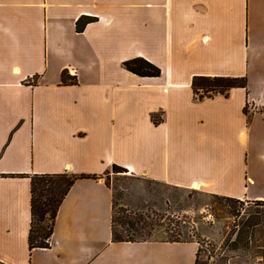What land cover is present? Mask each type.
Returning <instances> with one entry per match:
<instances>
[{"label": "crops", "instance_id": "0c3cea01", "mask_svg": "<svg viewBox=\"0 0 264 264\" xmlns=\"http://www.w3.org/2000/svg\"><path fill=\"white\" fill-rule=\"evenodd\" d=\"M82 16L94 20L77 31ZM134 57L160 74L129 72ZM263 63L264 0H0V264H194V240L113 241L102 176L116 164L264 200L263 171L248 163ZM196 75L247 83L200 99ZM62 172L97 177L74 181L48 246L30 249V176Z\"/></svg>", "mask_w": 264, "mask_h": 264}, {"label": "rangeland", "instance_id": "374dc122", "mask_svg": "<svg viewBox=\"0 0 264 264\" xmlns=\"http://www.w3.org/2000/svg\"><path fill=\"white\" fill-rule=\"evenodd\" d=\"M252 75L254 77L256 73ZM256 84L252 80L253 90ZM261 131L263 136H259ZM263 154L264 122L258 130L254 127L251 132L250 171L258 167L264 174ZM126 171L113 172L110 168L102 178L112 189L116 219L141 214L150 224L141 229L139 238L194 240L200 248L198 264H264V204L251 199L229 201L199 188L165 185ZM250 190H254L253 186ZM249 214L259 221L253 226L251 242L247 247L234 248L230 242L238 230L237 224L245 221ZM115 228L124 236H138L118 223Z\"/></svg>", "mask_w": 264, "mask_h": 264}, {"label": "trees", "instance_id": "16d2710c", "mask_svg": "<svg viewBox=\"0 0 264 264\" xmlns=\"http://www.w3.org/2000/svg\"><path fill=\"white\" fill-rule=\"evenodd\" d=\"M94 20L90 16H82L76 21V30L82 31L85 25ZM126 70L140 77H156L160 74V69L142 57H134L123 62ZM62 82H67L65 71L61 73ZM247 78L245 76H193L191 86L194 94L198 98L211 97L214 94H227L233 87H245ZM245 111V109H244ZM157 121L156 117L153 118ZM113 172H124L125 168L113 164ZM127 173V171L125 172ZM95 175H75L72 173H42L30 176V225L28 231L29 248H44L48 246V239L52 234L54 218L58 207L68 192L71 185L78 178H96ZM226 200L233 201L236 198L222 196ZM238 200V199H236ZM256 203L264 204V201L256 200ZM114 213V212H113ZM112 213L111 236L113 241H141L147 240L139 238L141 229L147 227L144 217L141 214L125 215L116 219ZM116 223L120 224L124 230L138 234L137 237L124 236L122 232L116 230ZM259 221L249 214L245 221L238 222L235 237L231 244L235 247H247L253 237V226ZM167 241H180L177 238H166ZM198 247L195 254L194 264L199 262Z\"/></svg>", "mask_w": 264, "mask_h": 264}, {"label": "built area", "instance_id": "2783aa9c", "mask_svg": "<svg viewBox=\"0 0 264 264\" xmlns=\"http://www.w3.org/2000/svg\"><path fill=\"white\" fill-rule=\"evenodd\" d=\"M262 108L259 99H247L245 102V109L249 112H258Z\"/></svg>", "mask_w": 264, "mask_h": 264}, {"label": "bare ground", "instance_id": "6f19581e", "mask_svg": "<svg viewBox=\"0 0 264 264\" xmlns=\"http://www.w3.org/2000/svg\"><path fill=\"white\" fill-rule=\"evenodd\" d=\"M192 188H199V187H198V185L195 184L192 186Z\"/></svg>", "mask_w": 264, "mask_h": 264}]
</instances>
